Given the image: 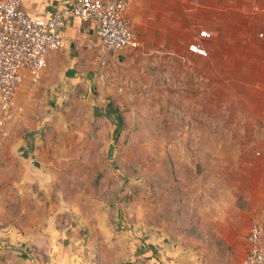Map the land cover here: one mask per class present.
I'll return each instance as SVG.
<instances>
[{"label": "rangeland", "instance_id": "374dc122", "mask_svg": "<svg viewBox=\"0 0 264 264\" xmlns=\"http://www.w3.org/2000/svg\"><path fill=\"white\" fill-rule=\"evenodd\" d=\"M262 17L258 40L253 30L232 42L249 52L236 60L251 61L255 70L217 72L208 88L206 75L192 89L186 82L181 92L188 97L177 98L174 80L161 89L159 76L151 84L126 82L123 68L117 70L124 125L116 137L115 115L89 85L60 89L59 99L44 88L16 97L0 126V264H230L226 250L208 255L191 233L178 232L168 208L189 181L179 203L187 221L194 214L193 187L199 180L206 185L203 146L248 145L264 155ZM186 100L195 108L186 111ZM208 101L213 116L204 111Z\"/></svg>", "mask_w": 264, "mask_h": 264}, {"label": "crops", "instance_id": "0c3cea01", "mask_svg": "<svg viewBox=\"0 0 264 264\" xmlns=\"http://www.w3.org/2000/svg\"><path fill=\"white\" fill-rule=\"evenodd\" d=\"M20 1L22 10L33 18L48 17L71 2ZM263 13L264 0H132L126 17L136 35L138 47L120 53L105 49L95 23L70 18L62 32L63 48L47 55L45 66L37 77L34 78L28 71L22 73L14 100L16 97L21 99L27 89L44 88L47 97H54L55 94V98L59 99V96L62 97L60 89L63 91L70 85H89L88 89L93 87L96 90L97 103L102 101L99 105H106L104 107L110 112V103L115 104L120 99L116 94L121 81L117 76L120 68L127 75L126 82L142 80L151 84L159 76L161 89L168 88L169 82L174 80L177 89H180L177 98L188 97V92L186 95L181 92V86L186 82L192 89L194 84L199 85L196 79L206 75L208 88L217 72L231 77L234 72L248 74V71L255 70L251 61L248 64V60H236L248 57L249 52L239 53L232 48V42L247 40L253 30V37L258 40L257 28L263 24L260 19ZM200 31L208 33L206 39L199 37ZM191 44L203 46L207 56L191 52ZM237 62L241 63V67L234 68ZM246 77L243 76V81ZM253 86L258 87L257 84ZM184 102L183 105H188L186 111L190 106L195 108L196 103ZM48 104L52 106L53 100H49ZM205 109L207 115L213 116L214 102L208 101ZM203 148L202 151L208 153L207 160L200 164L207 168V173L203 175L206 185L199 180V186L193 187L194 214L191 217L194 234H197L193 238H196L198 248L208 249V255L215 248H223L227 251L229 263L238 264L247 250L246 234L251 224L258 223L264 227V155H254L248 145L237 148L238 151L230 145H207ZM227 149L231 150L229 153L234 151L238 155L230 156ZM179 173L180 184L185 175ZM185 182L187 184L183 185L186 187L193 184ZM184 186L179 187L182 201L187 198Z\"/></svg>", "mask_w": 264, "mask_h": 264}, {"label": "built area", "instance_id": "2783aa9c", "mask_svg": "<svg viewBox=\"0 0 264 264\" xmlns=\"http://www.w3.org/2000/svg\"><path fill=\"white\" fill-rule=\"evenodd\" d=\"M132 0H71L45 18L28 16L20 0H0V126L11 117L14 96L28 71L37 77L44 68L49 53L64 46L63 29L70 18L96 24L97 34L105 49L120 53L135 49L138 41L126 17ZM207 38L206 31H200ZM194 54L205 57L207 52L199 44H191ZM247 250L238 264H264V227L251 224L246 234Z\"/></svg>", "mask_w": 264, "mask_h": 264}, {"label": "trees", "instance_id": "16d2710c", "mask_svg": "<svg viewBox=\"0 0 264 264\" xmlns=\"http://www.w3.org/2000/svg\"><path fill=\"white\" fill-rule=\"evenodd\" d=\"M201 39H206V38H201ZM109 108L111 109L110 113H113V115H115V121H113V124L115 125V127L113 128L114 129L113 135H115V137H116L119 134L120 130L122 129V126L124 125V118L121 115L119 109L116 107V103H115V105L113 103H110ZM95 116L98 118L103 117V115L98 110L95 111ZM176 193H177V195L174 194L175 197L173 196L171 198L170 205L168 208V212L175 219V223H176L175 228L178 232H181V230L187 231V232L191 233L192 236H197V234H194L195 227L193 225V218L190 217V221L188 220L189 221L188 222L187 217H186L187 214H186L184 208L180 207L181 204L179 203V201H180V197H181V191H178ZM178 203H179V206H178ZM157 261L160 262L158 259H157Z\"/></svg>", "mask_w": 264, "mask_h": 264}]
</instances>
